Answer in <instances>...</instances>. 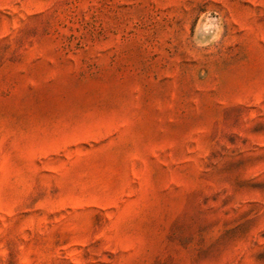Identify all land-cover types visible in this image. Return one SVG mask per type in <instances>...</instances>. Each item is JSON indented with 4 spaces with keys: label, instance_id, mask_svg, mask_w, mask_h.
Here are the masks:
<instances>
[{
    "label": "rangeland",
    "instance_id": "1",
    "mask_svg": "<svg viewBox=\"0 0 264 264\" xmlns=\"http://www.w3.org/2000/svg\"><path fill=\"white\" fill-rule=\"evenodd\" d=\"M0 264H264V0H0Z\"/></svg>",
    "mask_w": 264,
    "mask_h": 264
}]
</instances>
